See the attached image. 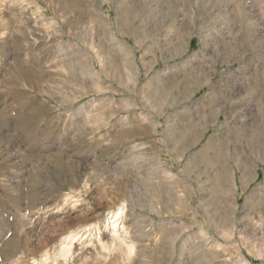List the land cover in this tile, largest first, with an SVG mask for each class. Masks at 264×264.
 Wrapping results in <instances>:
<instances>
[{
    "label": "rangeland",
    "instance_id": "374dc122",
    "mask_svg": "<svg viewBox=\"0 0 264 264\" xmlns=\"http://www.w3.org/2000/svg\"><path fill=\"white\" fill-rule=\"evenodd\" d=\"M0 264H264V0H0Z\"/></svg>",
    "mask_w": 264,
    "mask_h": 264
},
{
    "label": "bare ground",
    "instance_id": "6f19581e",
    "mask_svg": "<svg viewBox=\"0 0 264 264\" xmlns=\"http://www.w3.org/2000/svg\"><path fill=\"white\" fill-rule=\"evenodd\" d=\"M121 214H123V209L115 210V211L112 212V214H111V216H110L109 219H111L112 217L117 218V217H118L119 215H121ZM112 225H113L114 227H116V219H114V220L112 221ZM84 229H85V228H84ZM85 230H86V229H85ZM97 231H98V233H99V232H100V228H98ZM74 235H75V234H74ZM71 236H72V235H71ZM69 249H70V248H62L61 251H60L61 256H63V257L67 256V255L69 254V252H70ZM60 253H59V254H60Z\"/></svg>",
    "mask_w": 264,
    "mask_h": 264
}]
</instances>
